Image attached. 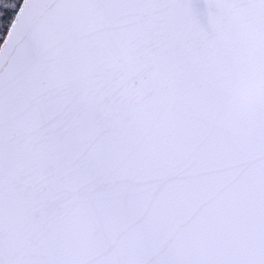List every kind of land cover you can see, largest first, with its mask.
<instances>
[{"label": "snow or ice", "instance_id": "obj_1", "mask_svg": "<svg viewBox=\"0 0 264 264\" xmlns=\"http://www.w3.org/2000/svg\"><path fill=\"white\" fill-rule=\"evenodd\" d=\"M0 264H264V0H0Z\"/></svg>", "mask_w": 264, "mask_h": 264}, {"label": "trees", "instance_id": "obj_2", "mask_svg": "<svg viewBox=\"0 0 264 264\" xmlns=\"http://www.w3.org/2000/svg\"><path fill=\"white\" fill-rule=\"evenodd\" d=\"M20 1H21V0H20ZM0 33H2V35H3V37H4V35H5V33H6V29H4V30H3L2 32H0ZM3 37L0 38V43L2 42Z\"/></svg>", "mask_w": 264, "mask_h": 264}, {"label": "rangeland", "instance_id": "obj_3", "mask_svg": "<svg viewBox=\"0 0 264 264\" xmlns=\"http://www.w3.org/2000/svg\"><path fill=\"white\" fill-rule=\"evenodd\" d=\"M3 37V35H2V33H0V38H2Z\"/></svg>", "mask_w": 264, "mask_h": 264}, {"label": "water", "instance_id": "obj_4", "mask_svg": "<svg viewBox=\"0 0 264 264\" xmlns=\"http://www.w3.org/2000/svg\"><path fill=\"white\" fill-rule=\"evenodd\" d=\"M22 2V1H21ZM1 43H3V40H2V42Z\"/></svg>", "mask_w": 264, "mask_h": 264}]
</instances>
